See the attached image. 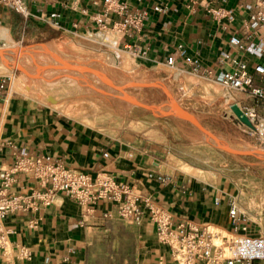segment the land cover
<instances>
[{"label":"crops","instance_id":"obj_1","mask_svg":"<svg viewBox=\"0 0 264 264\" xmlns=\"http://www.w3.org/2000/svg\"><path fill=\"white\" fill-rule=\"evenodd\" d=\"M23 1L30 11L28 17L10 7H0V27L7 29L12 40L29 41L39 36L49 37V41L62 37L86 39L82 34L94 27L89 15L97 7L92 0ZM129 1L131 9L148 11L143 38L138 39L134 32L122 37L123 43L148 47L145 56L132 60L135 73L146 76L163 71L165 84L177 92L179 85L193 79L186 71L172 74L163 70L167 69L163 64L165 57L178 44L186 48L188 55L199 59L201 71L207 66L221 67L217 56L225 47L226 32L207 15L187 13L180 0ZM209 1L222 4L221 0ZM252 1L227 0L226 5ZM155 3L162 5L161 11L152 10ZM85 8L87 15L82 13ZM51 13L57 15L47 20L40 18ZM77 21L80 23L75 29L73 24ZM177 64L184 63L178 59ZM8 88L10 97L0 100V135L9 141L0 148V169L12 164L14 148H23L30 154H48L66 167L92 176L99 171L114 174L119 183L149 196L176 221L183 219L228 231L232 227L229 212L234 200V205L247 217L249 232L264 234V187L257 190L234 184L264 183L263 178L258 180L246 174L243 180L237 175L220 171L210 174L200 169L198 173H190L178 164L160 160L163 155L157 150L155 131L146 127L150 122L145 117L108 125L103 119L63 114L37 99L14 92L9 84ZM158 174L163 176L158 178ZM33 184L28 174L18 173L11 192ZM108 207L100 204L93 215L81 222L77 201L59 193L50 205L34 214L38 219L34 229L26 221L32 215L7 217L6 225L14 230L10 240L29 247L31 257L18 259L13 254L5 257L0 251V264H156L159 256L171 264L169 249L157 241L155 226L147 216L139 223L103 218L101 213Z\"/></svg>","mask_w":264,"mask_h":264},{"label":"built area","instance_id":"obj_2","mask_svg":"<svg viewBox=\"0 0 264 264\" xmlns=\"http://www.w3.org/2000/svg\"><path fill=\"white\" fill-rule=\"evenodd\" d=\"M180 1L187 13L205 14L226 32L225 47L217 56L221 67L207 66L201 71L199 59L188 55L181 44L165 57L163 64L172 74L186 71L196 82L206 80L219 85L221 98H224L230 110L232 105H237L252 127L242 123L231 110L234 125L254 138L259 143V149H264V0L233 6H227V0H221L222 4L219 5L209 0ZM92 5L97 7V11L89 15L94 27L82 34L83 37L106 48L118 66L124 58L132 61L146 55L147 45L123 43L122 37H129L134 32L138 39L143 38L147 10L131 9L129 0H92ZM1 6L10 7L25 17L30 15L23 0H0ZM152 10L159 12L162 5L155 3ZM82 13L87 15V9H82ZM56 15L51 13L40 18L47 20ZM79 23L73 24L75 29ZM74 33L78 34L76 30ZM178 59L183 61V66L177 64ZM126 71L133 73L134 67L129 65ZM8 79L7 75L0 73V100L10 97ZM177 93L185 97L188 88L179 85ZM5 144H9V141L3 140L0 135V148ZM12 155V164L0 169L2 256L13 254L18 259L31 257L29 247L10 240L14 230L6 225L5 219L12 215H32L26 221L27 226L34 229L38 224L34 214L50 205L59 193H64L80 205L81 222L93 215L100 204L109 206L102 211L103 218L139 223L147 216L155 226L157 241L168 247L171 264H264V234L249 232L247 217L234 205V200L229 212L232 227L224 231L208 224L197 225L183 219L176 221L167 209L149 196H142L119 183L110 172L99 171L92 176L66 167L51 155L30 154L23 148H14ZM18 173L28 174L34 184L25 190L11 192ZM162 176L158 174V178ZM214 237L220 238L218 244L214 242ZM156 264H166L165 258L159 256Z\"/></svg>","mask_w":264,"mask_h":264},{"label":"rangeland","instance_id":"obj_3","mask_svg":"<svg viewBox=\"0 0 264 264\" xmlns=\"http://www.w3.org/2000/svg\"><path fill=\"white\" fill-rule=\"evenodd\" d=\"M3 38L0 37V73L9 77L10 88L16 82L14 92L37 99L63 114L103 119L108 125L145 117L150 122L146 127L155 131L157 150L163 155L160 160L165 163L178 164L194 174L200 169L210 174L220 171L237 175L243 180L247 174L264 181V149L231 153L216 150L204 142L208 139L219 146L259 149L254 138L234 125L219 85L189 79L184 83L188 93L181 97L167 87L163 71L146 76L135 71L129 73L126 69L132 65L131 60L124 58L118 66L106 48L87 39L62 37L49 41V37L40 39L39 36L29 41L18 42L15 38L7 42ZM9 44L14 46L8 47ZM163 70L169 72L164 67ZM123 96L145 101L149 112L142 104L128 102ZM169 112L191 113L202 122L164 115ZM234 184L257 190L264 187V183ZM214 242L219 243L220 239Z\"/></svg>","mask_w":264,"mask_h":264},{"label":"water","instance_id":"obj_4","mask_svg":"<svg viewBox=\"0 0 264 264\" xmlns=\"http://www.w3.org/2000/svg\"><path fill=\"white\" fill-rule=\"evenodd\" d=\"M53 67V66H52ZM124 100L131 102V103H138V104H142L143 107L149 112L148 107L149 105L143 101L140 100L138 98L135 97H122ZM231 110L233 111V113L237 116V118L244 123L246 126L252 127L251 122L249 121V119L247 118V116L242 112V110L237 106V105H232L231 106ZM151 114V113H150ZM162 114V113H159ZM159 114H152V115H159ZM174 115V116H178L181 118H185L188 120H194V121H198V122H202V120L200 118H198L197 116L191 114V113H183V114H179V113H173V112H169V113H164V115ZM204 142L206 144H208L209 146H211L212 148L219 150V151H224V152H244V153H249L251 151L253 152H259L260 149H255V148H249V147H245V146H219L216 145L214 143H212L210 140L205 139Z\"/></svg>","mask_w":264,"mask_h":264},{"label":"bare ground","instance_id":"obj_5","mask_svg":"<svg viewBox=\"0 0 264 264\" xmlns=\"http://www.w3.org/2000/svg\"><path fill=\"white\" fill-rule=\"evenodd\" d=\"M0 37H4V38H6V39H10V37H9V35H8V31H7V29L6 28H2L1 30H0ZM14 46V44H9L8 45V47H13ZM41 48V47H40ZM43 49V48H42ZM46 51H48V49L46 50ZM32 53V52H31ZM51 54H53V53H51ZM30 55V54H29ZM50 55V54H49ZM21 56V55H20ZM19 56V57H20ZM53 56V55H52ZM54 57V56H53ZM57 58V57H56ZM21 62V61H20ZM30 63V62H29ZM104 77V76H103ZM101 78H102V76H101ZM106 79V78H105ZM110 83V82H109ZM117 84V83H116ZM16 82H13V84H12V86H11V88H12V90H17V88H16ZM118 87H121V86H118ZM116 88V87H115ZM119 91V90H118ZM122 92V91H121ZM121 92H119V94L121 93ZM126 92V91H125ZM125 95H126V93H125ZM131 97V96H130ZM176 103V102H175ZM175 106V105H174ZM175 109L177 110V111H180L179 110V108H176V106H175ZM227 146V145H226ZM214 239H218V237H214ZM220 239V238H219ZM216 244H218L217 242H216Z\"/></svg>","mask_w":264,"mask_h":264}]
</instances>
